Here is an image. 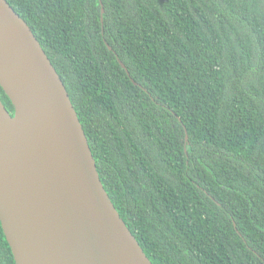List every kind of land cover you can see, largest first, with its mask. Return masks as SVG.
I'll use <instances>...</instances> for the list:
<instances>
[{
  "label": "trees",
  "instance_id": "trees-1",
  "mask_svg": "<svg viewBox=\"0 0 264 264\" xmlns=\"http://www.w3.org/2000/svg\"><path fill=\"white\" fill-rule=\"evenodd\" d=\"M6 1L151 263L264 264V0Z\"/></svg>",
  "mask_w": 264,
  "mask_h": 264
},
{
  "label": "water",
  "instance_id": "water-1",
  "mask_svg": "<svg viewBox=\"0 0 264 264\" xmlns=\"http://www.w3.org/2000/svg\"><path fill=\"white\" fill-rule=\"evenodd\" d=\"M0 88L13 107L0 100V227L14 264H152L100 181L61 78L6 0Z\"/></svg>",
  "mask_w": 264,
  "mask_h": 264
}]
</instances>
